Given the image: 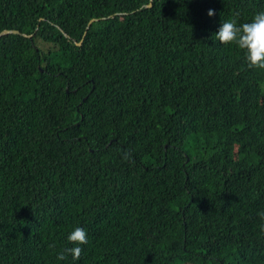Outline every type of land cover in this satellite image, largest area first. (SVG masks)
Segmentation results:
<instances>
[{"label":"trees","instance_id":"trees-1","mask_svg":"<svg viewBox=\"0 0 264 264\" xmlns=\"http://www.w3.org/2000/svg\"><path fill=\"white\" fill-rule=\"evenodd\" d=\"M259 11L0 0V264H264V69L215 39Z\"/></svg>","mask_w":264,"mask_h":264},{"label":"clouds","instance_id":"clouds-1","mask_svg":"<svg viewBox=\"0 0 264 264\" xmlns=\"http://www.w3.org/2000/svg\"><path fill=\"white\" fill-rule=\"evenodd\" d=\"M208 15L214 16L215 10L209 9ZM215 39L221 44L234 45L244 53V59L248 68L264 69V11L257 12L251 22L238 24L235 19L223 21ZM132 153L126 151L123 159L129 161ZM264 218V212L259 213ZM67 241L72 246H65L56 253L58 261H64L71 256L73 260H79L84 251L83 245L89 243L87 231L81 227H75L67 236ZM50 247L55 248L52 244Z\"/></svg>","mask_w":264,"mask_h":264},{"label":"water","instance_id":"water-1","mask_svg":"<svg viewBox=\"0 0 264 264\" xmlns=\"http://www.w3.org/2000/svg\"><path fill=\"white\" fill-rule=\"evenodd\" d=\"M151 4L149 3L148 6H150ZM7 33H19V31L17 30H9V29H4L3 31L0 32V35L2 34H7ZM80 43V42H79ZM78 43V44H79Z\"/></svg>","mask_w":264,"mask_h":264}]
</instances>
